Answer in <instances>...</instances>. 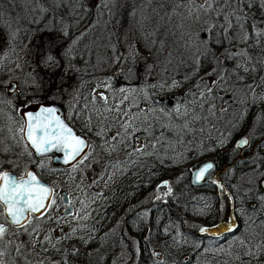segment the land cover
Returning a JSON list of instances; mask_svg holds the SVG:
<instances>
[{
	"label": "trees",
	"instance_id": "1",
	"mask_svg": "<svg viewBox=\"0 0 264 264\" xmlns=\"http://www.w3.org/2000/svg\"><path fill=\"white\" fill-rule=\"evenodd\" d=\"M81 2L83 0L69 10L65 5L69 3L67 0H63L55 10L53 5V8L49 6L48 28L67 33L60 55L62 67L53 70L40 59L39 53L48 34H42L43 39L36 36L30 47L31 60L34 61L36 56L40 61L34 63L35 68L45 76L43 82L48 83L43 86L42 93L38 92L41 95L39 99L67 107L72 125L96 143L99 138L85 131L84 125L91 117V123L100 128L97 110H105L99 100H93L89 90L80 93L81 86L90 78L99 77L106 79L111 89H134L130 98L141 109L155 110L149 113L154 125L150 139L163 133L156 150L164 161L162 164L157 156L139 157L137 164L126 167L122 173L116 172L112 181L106 179L100 195L93 198L87 219L88 226H93L97 237L84 244L83 254L95 247L100 257L99 264H215L217 260L230 259L217 249L227 248L236 237L243 239L254 235L261 231L260 225L264 223V189L259 185L264 175V104L246 109L241 120H234V110L230 109L219 119L203 122V131L198 123L191 126L192 131L188 134L179 133L177 129L184 122V117L168 116L167 112L173 105H181L186 98L190 99L185 94L195 80L178 88L160 87L164 80L173 76L180 79L187 69L176 66L165 72L162 67L164 54L160 53L158 59L155 51L149 52L151 44L143 39L146 31L154 27L164 28L163 22L158 25L155 19H144L158 5L154 2L148 5L144 0H116L112 5L109 0L112 9V14H109L108 9L98 5L96 0ZM252 11L256 16L260 15L258 8ZM56 14L66 20L60 28L55 20ZM159 38L158 34L153 37ZM137 44L143 47V55L137 54ZM119 56L124 59L117 65L113 58ZM148 66L153 68L151 75L146 74ZM129 68L131 73L127 71ZM139 69L146 78L139 77ZM76 89L79 93L72 99L74 103L67 105L72 98L71 91ZM219 106L227 107L223 102ZM161 107L166 109L163 116L160 115ZM106 115L113 117L110 112ZM137 135L141 139L145 137L143 131ZM241 136L249 143L237 148L235 141ZM126 151L121 147L118 153L107 156V160H123ZM208 159L214 162L211 171L218 176L216 183L208 179L200 184L193 183L195 166ZM163 180H168L172 187L169 196H163L166 189L157 193V185ZM220 185L231 193L227 224L234 218L238 225L236 232L227 231V224H218L220 213L214 189H221ZM157 195L162 199H156ZM126 215H129L127 223ZM202 226L218 234H201L198 229ZM259 242V238L252 241L254 244ZM121 247L122 252L119 251ZM154 247L158 250L155 251ZM153 251L160 256H153ZM58 258L60 260V256ZM75 259L76 263L97 264L91 258ZM261 259L264 260V256Z\"/></svg>",
	"mask_w": 264,
	"mask_h": 264
},
{
	"label": "snow or ice",
	"instance_id": "2",
	"mask_svg": "<svg viewBox=\"0 0 264 264\" xmlns=\"http://www.w3.org/2000/svg\"><path fill=\"white\" fill-rule=\"evenodd\" d=\"M9 2L13 3L14 0ZM62 2L63 0H53V10ZM74 2L78 3L79 0ZM96 2L112 14L109 0ZM153 2L158 7L152 8L151 15L144 19H155L158 25L163 22L164 28L161 30L154 27L145 32L143 39L151 44L149 52L155 51L158 59L160 53L164 54L162 67L165 72L176 66L187 69L180 79L177 80L173 76L164 80L160 87L178 88L187 81L195 80L185 94L190 99L186 98L181 105H173L171 111L167 112L168 116L184 117V122L177 129L179 133L188 134L192 131L191 126L198 123L203 131V122H211L213 118L219 119L230 109L234 110V120H241L246 109L264 104V0H144L148 5ZM115 3L116 0H111L112 5ZM253 8L260 10L259 16L253 13ZM3 17L4 13L0 12V23H7ZM43 31L48 33V36L43 50L39 53L40 59L46 67L55 70L62 67L60 55L64 50L62 44L67 33L54 28H45ZM0 32H5V29L0 28ZM157 34L160 38L153 39ZM9 38L14 39V35L6 33L5 39ZM129 46L132 47L131 44ZM113 59L119 65L124 57ZM127 71L131 73L132 69ZM152 73V66H148L146 74ZM4 87L10 94L18 90L12 81L6 82ZM109 88L110 85L105 84V90ZM119 91L123 93L119 97L105 95L103 92L98 97L93 96V100H99L105 110H97L101 127L97 128L89 117L84 130L92 132L103 141L97 147L107 156L118 153L121 147L126 149L125 159L120 161L102 160L94 155L92 142L86 136L77 134L73 127L57 114L54 106L40 105L33 112L29 110L32 101L25 99L22 107L16 108L19 114L18 126L13 139L21 146L22 152L17 154V159L11 160L6 155L11 149L4 147L0 142V154H4L0 157V264H32L33 257L36 258V264H58L51 257L40 256V252L49 251V246L54 252L61 253L59 264H69L68 257L80 256V249L75 245H65L63 248L57 245L76 236L78 229L73 226L72 221L79 223L89 216L88 204L81 201V208L74 211L71 207L73 202L67 195L57 194L58 185L54 187L45 184L35 171L22 168L19 163L20 155L61 159L48 154H62L63 164L68 165L73 173L84 172L94 165H99L101 173L91 178V184L105 178L112 181L116 172L122 173L126 167L137 164L139 157L157 156L163 164V158L156 150L157 144L163 139V133L150 139L154 125L149 113L155 110L141 109L135 100L130 98L134 89L121 87ZM220 102L227 107H220ZM107 112H113L115 116L109 118ZM165 112L166 109L161 107L160 115L163 116ZM140 131L145 133L143 139L137 135ZM109 132L113 134L109 136ZM248 143L247 138H242L236 147L242 148ZM34 163L42 170L55 174L46 167L43 160ZM13 168H21L22 174H15ZM213 168V162L204 163L193 172V183L205 180L206 174L210 176ZM72 179H75V176H72ZM220 187L223 191V186ZM160 189H166L163 196L172 193L168 180H163L157 185V193ZM96 195L99 196L100 193ZM156 199L160 200L162 196L157 195ZM57 200L65 205L61 216L54 215L59 209ZM200 214L204 215L203 212ZM49 224L51 228L46 232L45 228ZM65 224L68 225L67 231ZM237 228L233 218L231 223L227 224L226 230L236 232ZM260 229L261 231L243 239L236 237L227 248H218L217 252L230 259L217 260L215 264H253V261L256 264H264L261 259L264 256V223L260 225ZM198 231L201 234H218L203 226L199 227ZM57 232L59 234L55 237L51 235ZM256 238H259L260 242L252 243ZM79 239L87 244L91 237L80 236ZM175 242L173 238V243ZM13 252L16 254L15 258H12ZM93 254L92 251L87 253L89 256ZM152 255L159 257L160 253L153 251Z\"/></svg>",
	"mask_w": 264,
	"mask_h": 264
},
{
	"label": "rangeland",
	"instance_id": "3",
	"mask_svg": "<svg viewBox=\"0 0 264 264\" xmlns=\"http://www.w3.org/2000/svg\"><path fill=\"white\" fill-rule=\"evenodd\" d=\"M67 1L69 2L68 5L65 3L67 10L72 7H75L77 4L76 2H74V0ZM52 5L53 0H14L13 3H10L9 0H0V12L4 13L3 19L4 21H7V23H0V28L5 29V32H0V98L4 100V103L1 104L4 109L1 107L0 108L4 111V113L8 110L14 115V118L11 119L12 121H17V119H15V102H23L25 99H30L31 101H35V99L38 100L39 96L36 94L37 91L43 90V86L48 85V83L43 82V78H45V76L39 74L38 69L35 68L34 63H39L40 61L37 60L36 56L34 57V61L31 60L32 57L30 55L32 54V48L30 47L35 41L36 36L43 37L42 34H48L43 30L45 28H48V24H50L48 21V10L49 6L53 8ZM44 9H47V11H44ZM66 17L68 16L66 15ZM61 18L62 17L60 16V14H56L55 20L57 22V25H59V28L66 21L65 19ZM6 33H12L14 35V39L9 38L6 40ZM137 49V54L143 55V47L137 44L136 50ZM17 65H19V67ZM139 72V77L146 78V76H144V74L142 73L141 69H139ZM10 80H13L15 82L18 89L17 94H7L5 92L6 89L4 87V84ZM105 84L108 83L104 78H90L88 82H85L81 86L80 93H85L89 90L92 96L97 97L101 92H103L105 95L109 94L111 96L115 95L117 97L123 95V93H120V91L116 90L115 88H109L106 91ZM71 93L72 98H69L70 100H68L67 105L70 103H74L72 99H74L76 94L79 92L76 89L75 91H71ZM110 113L112 116H115V113ZM112 134V132L108 133L109 136H111ZM86 137L92 142V147L95 149L94 155L99 156V158H101L102 160H107V154L104 153L101 148L97 147L98 145H101L102 140H100L99 138V141L94 143L93 140L88 137V135H86ZM198 165H196L195 168ZM48 168L54 169V167L49 161ZM99 173H101L99 165H94L93 168H88L84 172L78 173H73L72 169L69 168V171H67L66 173L58 172L55 174L48 175V179L46 180L50 185H53L54 187L58 185V187H56L58 195L59 191L61 190H65L68 192L71 198L70 200L73 202L71 206L73 207L74 211H78L81 208V201H83L85 204H88L89 207L87 209V212L90 215L91 213L89 209L92 208L91 203H93L94 201L93 198L96 196L97 193H100L101 186L106 181L105 178L103 180H99V182L96 184H91V178L97 176ZM72 176H75V179H72ZM207 179L209 181H216L218 179V176L215 171H210V176L209 174H206L205 180ZM53 182H55V184ZM77 185H79V187H77ZM214 194L218 197V209L220 213L218 224L220 226H224L225 224H227L229 216L228 214L231 208V193L228 191L227 188H223V191L221 189L215 188ZM57 204L59 206V209L58 211L54 212V215L61 216V211L64 205L60 204L59 200H57ZM72 224L78 229L76 236L71 240L62 241V243L60 245H57V247L63 248L65 245L69 247L75 245L81 251L83 250V246L85 243H83L79 239V237L90 236L92 239L96 238L97 235H94L95 233L93 226H88L87 219L79 223H77L76 221H72ZM49 228H51L50 224L48 225V230ZM64 228L65 231H67L68 225L65 224ZM57 234L59 233H51L53 237H55ZM91 239L88 242H90ZM95 245H97V242ZM38 246L39 244H37V247ZM122 249L123 247H121L119 251L122 252ZM154 249L155 251L158 250L157 247H154ZM89 251H92L94 254L92 256L87 255ZM58 256H61V253L54 252L51 246H49L48 257H51L52 259L56 260L59 264L60 260ZM81 256L86 259L91 258L93 259L92 261L97 264H99L100 262V257L95 247L90 248L87 252H85V254H81ZM12 258H15L13 254ZM70 259L74 258L69 256L68 260ZM32 264H36V258L32 260Z\"/></svg>",
	"mask_w": 264,
	"mask_h": 264
},
{
	"label": "flooded vegetation",
	"instance_id": "4",
	"mask_svg": "<svg viewBox=\"0 0 264 264\" xmlns=\"http://www.w3.org/2000/svg\"><path fill=\"white\" fill-rule=\"evenodd\" d=\"M5 92L7 94H10L6 90H5ZM38 92L42 93V90H38L37 93H36L38 96H41V95L38 94ZM14 93L17 94L18 90L16 92H14ZM43 100H46V99H38V100L35 99V101H43ZM35 101H32V102H35ZM46 101H48V100H46ZM2 103H4V100L0 98V107L1 108H3L1 106ZM22 104H23V102H20V101L15 102V105H16L15 108L22 107ZM60 107L62 109L63 116H64V119L66 120V122L69 125H71L78 134H80L77 131V129L72 125V122L69 119L70 117H69L68 109L65 108V107H62L61 105H60ZM1 108H0V142H2L4 147H7V148L11 149L10 153H6V155H8V158L11 159V160H15V159H17V154H20L22 152L21 146L16 143V140L13 139V137L15 136L16 130H17V126H18L17 125V121H15V120L12 121L11 120V119L14 118V115L10 111L7 110V112L4 113V111ZM15 115H16L15 119H17L18 118V113L16 112ZM6 116H7V118H6ZM81 135L86 136L85 134H81ZM2 155H4V154H0V157H2ZM37 160H43L44 164L48 168V161L50 162V159H47L46 157H36L35 155L30 157V156H28L26 154L19 156V163L22 166V168H24L25 170L32 169L33 171H35L38 174V177L40 179H42L44 182L49 184L46 179H48V175H51V174L49 172H46V171L42 170L41 168H39L37 166V164L34 163V161H37ZM51 165L54 167V169H51L53 173H58V172H63V173L65 172L66 173L67 171H69V168H70L68 165L67 166H59V165L52 164V163H51ZM48 169H50V168H48ZM13 172L15 174H17V175H20V174H22V169L21 168H13ZM61 192H64V194L67 195L69 200L71 199L67 191L61 190V191H59V195H62ZM64 209H65V205H64V207H63V209L61 211V214L64 211ZM72 209H73V207H72ZM124 218H125V222L127 223L128 219H129V215H126ZM45 231L46 232L48 231V225L46 226ZM37 249L39 250V246L37 247ZM80 252H81V254H83V250H81ZM12 254L15 257L16 254L14 252ZM40 255L48 257V252H46V253L45 252H40ZM82 256L80 255V256H78V258H83ZM34 258L35 257H33L32 260ZM68 261H69V264H85V263H76V259L75 258L74 259H70Z\"/></svg>",
	"mask_w": 264,
	"mask_h": 264
},
{
	"label": "water",
	"instance_id": "5",
	"mask_svg": "<svg viewBox=\"0 0 264 264\" xmlns=\"http://www.w3.org/2000/svg\"><path fill=\"white\" fill-rule=\"evenodd\" d=\"M10 81H12V82H14L13 80H10ZM15 83V82H14ZM16 85V84H15ZM7 91V90H6ZM8 92V91H7ZM40 105H44V106H54L56 109H57V114L62 118V119H64V116H63V112H62V109H61V107H60V105L58 104V103H56V102H52V101H46V100H43V101H35V102H32V107L29 109L30 111H33V112H35L36 110H37V108H38V106H40ZM19 115V114H18ZM65 122H66V120H65ZM67 123V122H66ZM71 126V125H70ZM72 127V126H71ZM74 129V128H73ZM75 131V130H74ZM78 134V133H77ZM79 135H81V134H79ZM84 136V135H83ZM242 138H245L244 136H241V137H239L237 140H236V145H237V142L239 141V140H241ZM53 155H55V156H58V157H61V159H50V162L52 163V164H56V165H59V166H67V165H65V164H63V162H62V154H59V153H56V154H53V153H49L48 154V156H53ZM37 157V156H36ZM206 162H212V160H210V159H208V160H205V161H203L202 163H200L195 169H194V171L196 170V169H198L200 166H202L204 163H206ZM32 170V169H31ZM193 171V172H194ZM39 178V177H38ZM40 179V178H39ZM194 179V177H193V173H192V180ZM43 183H45V184H47L46 182H44L42 179H40ZM202 182H204V180H202L200 183H202ZM200 183H195V184H200ZM49 185V184H48ZM259 185H260V187L262 188V189H264V175L260 178V180H259ZM61 194L62 195H65L64 194V192H61ZM64 213V211L62 212V214ZM86 264V263H85Z\"/></svg>",
	"mask_w": 264,
	"mask_h": 264
}]
</instances>
